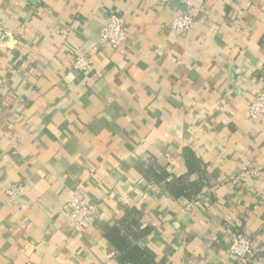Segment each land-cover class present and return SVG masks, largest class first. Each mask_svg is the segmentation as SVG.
Returning a JSON list of instances; mask_svg holds the SVG:
<instances>
[{"label":"crops","instance_id":"0c3cea01","mask_svg":"<svg viewBox=\"0 0 264 264\" xmlns=\"http://www.w3.org/2000/svg\"><path fill=\"white\" fill-rule=\"evenodd\" d=\"M191 8L182 34L176 0H0V264H121L116 228L156 264H238L243 232L264 264V119L248 113L264 0ZM111 15L126 18L116 49L100 40ZM85 201L100 209L75 228Z\"/></svg>","mask_w":264,"mask_h":264},{"label":"built area","instance_id":"2783aa9c","mask_svg":"<svg viewBox=\"0 0 264 264\" xmlns=\"http://www.w3.org/2000/svg\"><path fill=\"white\" fill-rule=\"evenodd\" d=\"M20 1L28 3L31 0ZM176 1L187 6L188 10L186 12L178 13L172 19L170 27L178 33H189L195 27V13L191 8L193 0ZM5 28V22L0 16V47L2 46L3 39L6 37ZM126 39V18L124 16L111 15L101 31L100 40L116 49L120 47ZM73 68L79 72L89 73L93 69V64L88 56L80 55L76 58ZM248 113L249 118L252 121L264 119V89L251 99ZM259 173L258 169L252 167H245L242 169V174L244 176L257 177ZM22 193L23 189L20 186H11L6 190V196L10 200H15L21 197ZM199 201L200 197L197 195L195 199L188 203L186 209L191 211L199 204ZM99 209L100 206L91 204L87 201L79 203L76 210L70 215L73 226L75 228L83 226L85 221L96 215ZM226 252L231 258H234L238 264H249L256 256V250L254 249L251 237L243 232L236 233L232 237Z\"/></svg>","mask_w":264,"mask_h":264},{"label":"trees","instance_id":"16d2710c","mask_svg":"<svg viewBox=\"0 0 264 264\" xmlns=\"http://www.w3.org/2000/svg\"><path fill=\"white\" fill-rule=\"evenodd\" d=\"M177 195H189L184 188L177 190ZM190 196V195H189ZM106 237L120 252L119 262L121 264H156L138 245H130L125 237L120 235L119 230L111 229L106 233Z\"/></svg>","mask_w":264,"mask_h":264},{"label":"water","instance_id":"95a60500","mask_svg":"<svg viewBox=\"0 0 264 264\" xmlns=\"http://www.w3.org/2000/svg\"><path fill=\"white\" fill-rule=\"evenodd\" d=\"M178 2V1H177ZM179 3V2H178ZM186 9L188 10V7L186 6ZM187 10L183 11V12H186Z\"/></svg>","mask_w":264,"mask_h":264}]
</instances>
